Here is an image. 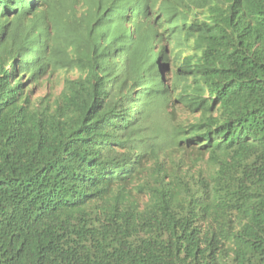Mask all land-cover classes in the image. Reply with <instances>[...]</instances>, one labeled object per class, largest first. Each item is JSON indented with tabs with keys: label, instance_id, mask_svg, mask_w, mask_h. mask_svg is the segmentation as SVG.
I'll use <instances>...</instances> for the list:
<instances>
[{
	"label": "trees",
	"instance_id": "obj_1",
	"mask_svg": "<svg viewBox=\"0 0 264 264\" xmlns=\"http://www.w3.org/2000/svg\"><path fill=\"white\" fill-rule=\"evenodd\" d=\"M0 264H264V0H0Z\"/></svg>",
	"mask_w": 264,
	"mask_h": 264
},
{
	"label": "rangeland",
	"instance_id": "obj_2",
	"mask_svg": "<svg viewBox=\"0 0 264 264\" xmlns=\"http://www.w3.org/2000/svg\"><path fill=\"white\" fill-rule=\"evenodd\" d=\"M52 89L54 90V93L56 95L59 93V91L61 89V77L54 81V87ZM47 90L44 89V87L40 88L39 91L37 92L36 96L44 94L45 92H47Z\"/></svg>",
	"mask_w": 264,
	"mask_h": 264
}]
</instances>
